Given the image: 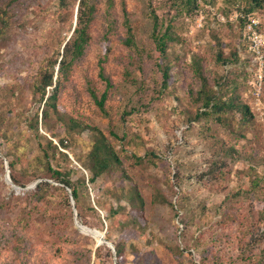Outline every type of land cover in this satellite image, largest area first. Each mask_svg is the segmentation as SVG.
Here are the masks:
<instances>
[{
    "label": "rangeland",
    "instance_id": "obj_1",
    "mask_svg": "<svg viewBox=\"0 0 264 264\" xmlns=\"http://www.w3.org/2000/svg\"><path fill=\"white\" fill-rule=\"evenodd\" d=\"M89 3L96 8L90 41L62 78L57 111L43 121L41 76L61 59L78 3L0 0L8 9L0 39V264H264V65L260 80L245 26L249 17L264 24V9L249 12L250 0ZM156 18L170 37L163 56ZM238 50L243 57L233 56ZM205 82L217 101L235 99L249 114H204ZM91 91L107 92L104 109ZM93 128L107 136L128 177L113 167L89 183ZM48 140L67 147L56 151ZM43 148L78 189V204L67 187L68 205L64 185L49 178ZM5 161L10 176L27 184L19 192L6 180ZM38 181L54 186L52 198L27 189ZM134 185L142 216L129 201ZM76 220L119 245L120 263Z\"/></svg>",
    "mask_w": 264,
    "mask_h": 264
},
{
    "label": "trees",
    "instance_id": "obj_2",
    "mask_svg": "<svg viewBox=\"0 0 264 264\" xmlns=\"http://www.w3.org/2000/svg\"><path fill=\"white\" fill-rule=\"evenodd\" d=\"M13 1L15 2L18 0H13ZM66 2L67 0H61V3L63 4ZM74 2L78 3V9L76 14V25L73 29V35L64 46V53L61 56V59H56L54 61L52 65V71L46 70L41 76V80H40L41 82L39 84V87L42 89V97L43 100H45V107L42 112L43 121L48 119L53 111H57V99H58L57 93H58V88L61 85L62 78L66 75L69 69V65H71L75 60L81 58L84 55L86 47L90 41L89 26L91 25L94 19L96 8L95 6L89 3V0H74ZM250 2H251V8L249 12L254 13L258 10L263 11L264 0H250ZM6 20L8 22V9L7 8L3 9L2 6L0 5V39H2L5 33V25L7 24ZM157 21L158 18H156V22H155L154 38L157 48L161 53V55L163 56L166 55L167 40L170 37L167 32L162 33ZM262 26H264V24H262ZM128 31L129 34H132V30L130 27L128 28ZM71 41L72 43L70 45ZM127 42L129 44H133L134 43L133 37L132 36L129 37L127 39ZM244 47L246 54H249L247 43L244 44ZM239 49L241 50V48ZM240 50H238V53L235 52L233 56L238 57V54L242 56ZM219 57H221L220 54ZM55 75L57 76L56 80H55ZM100 76L101 78L104 79L107 85L109 86L111 85L110 80L105 76L104 68L101 69ZM162 76H163L162 88L166 90L169 87V83L171 79L170 66L167 65L163 68ZM203 81L206 80L203 79ZM206 86L207 84L205 82V84L203 85V89L205 91L201 90V92H198V96L201 97L202 107L206 109L205 112H203L204 114H206L208 110L209 111L212 110L218 114H221L223 111L230 109L243 110L244 116L249 114V106L240 105L234 101L235 99L234 100L230 99L229 101H223V100L217 101L216 94L214 93L209 94L208 92H206ZM49 88L50 89L52 88V92L50 95H47V90ZM91 93L92 96L95 98L96 102L100 105V107L104 109L107 100V92H104L101 98L98 97L96 91H91ZM203 95L205 97H203ZM1 121L4 122L5 118L0 117V122ZM4 131L5 130L0 129V139L1 137H3ZM112 135L117 138L116 134L112 133ZM48 144L52 149H55L56 151H58V148L67 147L64 141L61 142V144L59 143V146L53 144V141L51 140H48ZM0 146H2L1 142H0ZM42 153L46 161L45 168L49 178L64 185V187H60L59 189L62 192H64L66 203L69 205L70 200L73 197L76 203L78 204L80 199L79 191L76 187H74L70 177L67 176L64 172L54 168L52 161L50 159V152L47 148H43ZM60 153L68 159V155L65 152H60ZM136 159L139 162L143 160V158L140 157H136ZM87 161H88L87 168L91 174L88 177L89 183L92 184L95 183L99 178H101L104 174L110 171L113 167H118V169L122 171V175L128 177L123 167L122 160L120 159V156L118 155L116 149L110 143L107 136L97 128H93V141L90 152L87 155ZM6 162L7 161H5V163ZM9 165L11 168V172H13L14 164L11 161H9ZM11 179L13 183L17 186L21 185L22 187H26L27 185L26 183H21L13 173H11ZM67 187L72 190V197H69L68 193L66 192L65 188ZM35 190L38 195H41V199H43V198H52L55 188L49 182H39ZM132 192L133 195L129 199V201L133 203V205L135 206L134 207L135 212L138 214V216H142L145 206L144 199L141 196L136 185H134V189ZM119 210L120 208L116 210H114V208H111L110 213L117 214ZM105 238L106 240L107 239L109 240L107 235L105 236ZM109 249L111 250V248ZM115 249H116V257L120 263V260L122 259V250L119 245H115Z\"/></svg>",
    "mask_w": 264,
    "mask_h": 264
},
{
    "label": "built area",
    "instance_id": "obj_3",
    "mask_svg": "<svg viewBox=\"0 0 264 264\" xmlns=\"http://www.w3.org/2000/svg\"><path fill=\"white\" fill-rule=\"evenodd\" d=\"M245 26L248 40L251 44L249 49L255 54V61L257 64H260L258 73L260 75V80H262V66L264 65V34L258 30L259 26H262V23L254 17H249ZM256 95L259 97L260 91L257 92Z\"/></svg>",
    "mask_w": 264,
    "mask_h": 264
},
{
    "label": "water",
    "instance_id": "obj_4",
    "mask_svg": "<svg viewBox=\"0 0 264 264\" xmlns=\"http://www.w3.org/2000/svg\"><path fill=\"white\" fill-rule=\"evenodd\" d=\"M6 168H7V174H6V180H7V182L9 184H11L19 192L20 190H22V188L19 187V186H17V185H15L13 183V181L11 179V176H10V173H9V170H8L9 166H8V163L7 162H6ZM38 184H39V181L36 182V183H34L33 185L29 186L27 189H35ZM73 205H74V200H73ZM75 215H77V214H75ZM76 224H77L78 228L81 230V228H82L83 225H80L79 222H78V220H76ZM94 231L97 232L98 235H99V238H98L99 244H106L109 248H111V250L113 251V253L116 255V249H115L114 244L111 243V242H109L108 240H106L105 234H103V233H101V232H99L97 230H94ZM93 236L95 238L97 237L96 235H93Z\"/></svg>",
    "mask_w": 264,
    "mask_h": 264
},
{
    "label": "bare ground",
    "instance_id": "obj_5",
    "mask_svg": "<svg viewBox=\"0 0 264 264\" xmlns=\"http://www.w3.org/2000/svg\"><path fill=\"white\" fill-rule=\"evenodd\" d=\"M83 228L87 229L88 231L84 230ZM81 230H82L84 233H87V234H90V235H96L97 238H99L98 233L95 232L94 230L88 228V227L82 226Z\"/></svg>",
    "mask_w": 264,
    "mask_h": 264
}]
</instances>
